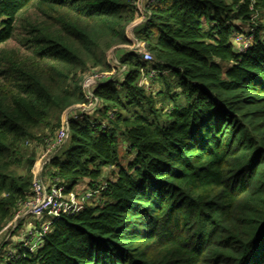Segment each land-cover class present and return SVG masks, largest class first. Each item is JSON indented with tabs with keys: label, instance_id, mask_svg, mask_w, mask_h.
<instances>
[{
	"label": "trees",
	"instance_id": "16d2710c",
	"mask_svg": "<svg viewBox=\"0 0 264 264\" xmlns=\"http://www.w3.org/2000/svg\"><path fill=\"white\" fill-rule=\"evenodd\" d=\"M137 2L0 0V231L31 194L39 150L25 142L55 136L93 73L111 74L93 89L98 118L71 120L45 170L94 191L117 169L99 204L6 264H264V0H158L144 23ZM148 66L156 93L139 86Z\"/></svg>",
	"mask_w": 264,
	"mask_h": 264
},
{
	"label": "built area",
	"instance_id": "2783aa9c",
	"mask_svg": "<svg viewBox=\"0 0 264 264\" xmlns=\"http://www.w3.org/2000/svg\"><path fill=\"white\" fill-rule=\"evenodd\" d=\"M144 0H138L137 7L142 11V18L140 23H144L148 19V12L143 5ZM158 0H147V6ZM253 30L235 33L231 40L232 45L237 54H245L252 43ZM133 39V37H132ZM128 50L137 52L141 60L146 64H152L154 58L143 47V44L134 40ZM110 55V56H109ZM108 55V63L117 64L113 57V51ZM125 68H122L123 71ZM159 72L154 68L147 67L141 69L139 86L146 91H152L150 82L154 81ZM111 76L110 73H93L85 78L82 83L83 93L85 96V103L75 105L65 110L61 116L60 127L52 139L43 137L42 142H34L31 144L29 141L25 142V146L34 145L36 151L39 150L37 157V164L31 183V194L28 198L19 200L12 218L0 231V250L10 241L15 232L19 228V221L23 220L26 223V229L23 231V236L19 244H15L17 250L23 252H33L39 249L52 224L62 216H74L82 211L84 206L89 203L94 195L101 193L106 186V183L98 187L93 192L87 191L84 193L78 192L73 189L66 191V186L57 178H49L45 176V166L52 160L59 149L65 144L69 137V123L71 120H81L84 117L96 119L97 112L101 108L98 99L93 95V89L96 85L104 82L106 78ZM111 116V114H109ZM94 119V120H95ZM104 127V122L102 124ZM43 218L47 221L42 223ZM40 220L38 224L33 223L31 220ZM16 254L9 252L7 254V261H13L18 257Z\"/></svg>",
	"mask_w": 264,
	"mask_h": 264
},
{
	"label": "rangeland",
	"instance_id": "374dc122",
	"mask_svg": "<svg viewBox=\"0 0 264 264\" xmlns=\"http://www.w3.org/2000/svg\"><path fill=\"white\" fill-rule=\"evenodd\" d=\"M32 11H33V9L31 8V9H29L28 10V12H27V14H30V13H32ZM260 19V18H259ZM261 21H264V19H261ZM129 36L132 38V34H131V32H130V30H129ZM262 34H264V33H262L261 32V35ZM15 44V41L14 40H12V41H10L9 43H8V46H12V45H14ZM110 56V55H109ZM114 61H115V59H113ZM117 61V60H116ZM165 79L167 80L168 78H166L165 77ZM160 81H162V80H154V81H152V82H150L149 84H150V86H152V90H153V93H156L158 90H161L162 88H161V82ZM63 114V113H62ZM62 116V115H61ZM52 121L53 122H55L56 120H54V118L52 119ZM61 121V120H60ZM48 131H49V128H44V129H42V130H39L38 132H37V136H39L40 137V140L39 141H41V139L44 137V136H46L47 134H49L48 133ZM121 145H122V143H121ZM25 149H27V151L28 152H33L32 150L33 149H31L30 148V145H26L25 146ZM31 149V150H30ZM120 152H121V156H122V159H121V164L122 165H126L127 164V162H129L130 161V159L132 158V154L130 155L129 153H126L125 151H124V149H122L121 148V150H120ZM49 172H50V169H48V170H45V176H46V179H47V177H51L52 176V173L53 172H51L50 174H49ZM48 174H49V176H48ZM117 176V169H115V168H110V169H104L103 170V173H102V175H101V177L99 178V180H98V187H100L102 184H103V182H105V181H107V180H113L115 177ZM88 183V182H87ZM76 190H81L82 192H87V191H90V192H93V189H89V188H85V189H81V188H78V187H76ZM92 201H91V203L93 202V203H97V204H99L102 200H103V197H102V194L101 193H99V194H97V195H94L93 197H92V199H91ZM45 221H47V218H43V220H42V223H44ZM25 221H23V220H20L19 221V228H18V230L15 232V234H14V236H13V239H11L10 241H8L3 247H2V249L0 250V264H6L7 263V254L9 253V252H12L13 254H16V252L18 251L17 250V247L15 246V239L16 238H14V237H17L19 234H21L23 231H24V228H25V223H24ZM21 242V241H20Z\"/></svg>",
	"mask_w": 264,
	"mask_h": 264
},
{
	"label": "crops",
	"instance_id": "0c3cea01",
	"mask_svg": "<svg viewBox=\"0 0 264 264\" xmlns=\"http://www.w3.org/2000/svg\"><path fill=\"white\" fill-rule=\"evenodd\" d=\"M146 1L147 0H144L143 1V5L144 6H147V3H146ZM138 24H140V23H137L133 28H131L130 29V32H131V34H132V37L134 38V29H135V27L138 25ZM124 47H121V49H123ZM124 49H127V48H124ZM123 51V50H122ZM121 51V52H122ZM120 51H118V52H113V57L115 58V60H117L118 58H119V56L121 55V53H119ZM76 187H78V188H81L82 190L83 189H85V188H89V186H88V184H87V180H83V181H81V182H79L76 186H75V190H76ZM90 189V188H89ZM78 192H81V193H84V192H82L81 190H77ZM92 200H90L89 201V203L91 202ZM33 223H36V224H38L39 222H40V220H37V219H35V220H31ZM28 222V220H26L24 223H25V228H24V231H25V229H26V223ZM22 236H23V232L21 233V234H19L17 237H14V238H16L15 239V244H19V242L21 241V239H22ZM13 239V238H12Z\"/></svg>",
	"mask_w": 264,
	"mask_h": 264
}]
</instances>
